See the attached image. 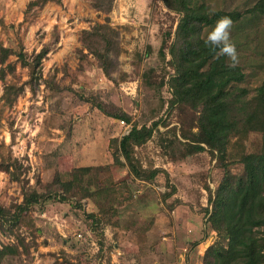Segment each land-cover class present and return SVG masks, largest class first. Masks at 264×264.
I'll use <instances>...</instances> for the list:
<instances>
[{
  "label": "trees",
  "instance_id": "trees-1",
  "mask_svg": "<svg viewBox=\"0 0 264 264\" xmlns=\"http://www.w3.org/2000/svg\"><path fill=\"white\" fill-rule=\"evenodd\" d=\"M116 1L91 0V6L98 14L109 16L116 9ZM50 3L63 4L62 0H35L29 4V9L42 11ZM162 4L178 16L176 29H165L157 21L155 12L149 40L133 55V66L140 71V94L144 106L148 105L143 126L135 124L133 109L140 106L132 97L134 108L129 109L83 93L86 92V77L96 80L98 85L119 86L120 83L121 59L128 51L122 31L106 19L81 32L78 39L81 47L76 50L77 68L73 70L64 65L56 68L47 79L43 76V62L53 43L43 46L39 52L29 53L20 28L2 25L4 32L14 36L8 37L7 45L0 44V81L3 84L0 130L4 127V112L14 107L26 86L35 91L43 83L47 96L62 101L65 95L74 94L81 102L91 103L110 121L130 126L127 132L110 141L113 166L126 168L128 178L131 176L135 181L148 184H158L162 175L165 176L164 185L168 190L163 195L165 201L176 194L177 188L171 185L163 167H157L145 155L148 144L154 143L162 156L172 163L208 153L215 162L218 179L214 189L206 187L208 206L203 212L205 224L216 233V239L203 255L202 264H264V79L250 88L245 82L242 64L232 68L227 57L216 59L211 46L204 42L221 17H230L238 26L244 15L263 17L264 0L244 13L214 11L207 0H162ZM53 33L58 37L56 29ZM235 38L239 39L240 35ZM11 58L16 60L10 61ZM17 65L28 73L25 83H21ZM60 73L62 78L57 80ZM90 73H94L93 77ZM167 90L172 96L169 100L163 95ZM149 96L153 97L151 102L147 100ZM172 117L179 125L172 126ZM149 121H152L150 126L146 125ZM49 123L45 120V125ZM57 124L51 121V126L60 129H65L67 122ZM13 125L11 122L9 129L14 139ZM58 168H63L61 161ZM28 171L29 168L13 156L11 147L0 142V173L8 174L12 182H17L23 196L13 211L0 202V233L3 235H8L12 227H20L33 211L43 213L49 203H68L99 238L102 251L104 229L119 225L117 204L121 206L134 199L126 179L118 182L107 179L113 173L112 165L71 166L62 173L56 170L43 188L39 179L37 185L29 184ZM87 202H93L97 212L85 209ZM125 228L130 229L129 226ZM17 240L16 244L0 246V264H11L24 254L30 257L31 246L37 245L34 239L29 243L24 237Z\"/></svg>",
  "mask_w": 264,
  "mask_h": 264
},
{
  "label": "rangeland",
  "instance_id": "rangeland-1",
  "mask_svg": "<svg viewBox=\"0 0 264 264\" xmlns=\"http://www.w3.org/2000/svg\"><path fill=\"white\" fill-rule=\"evenodd\" d=\"M33 1L0 0V44L7 45L8 37L14 36L4 32L2 25L20 28L19 33L29 53L39 52L43 46L53 43L43 62V76L47 79L56 68L64 65L75 70L81 32L108 19L122 31L124 47L128 51V55L121 59L119 86L111 83L98 85L96 80L86 77V92L83 93L87 97L114 101L129 109L134 108L132 100L136 101L140 107L133 109L135 124L143 126L148 105L144 106L140 94L141 78L140 71L133 66L134 51L139 46L144 47L149 40L155 12L157 21L165 29L172 27L173 31L178 16L165 9L162 0H117L116 9L109 16L98 14L92 8L91 0H62V5L50 3L42 11L29 9ZM259 1L207 0L214 11L229 13H244ZM238 22L242 27L233 23L232 40H236L234 44L239 64L246 74L245 82L254 88L264 79V16L244 15ZM55 29L58 37L53 33ZM17 71L21 83H25L28 80L26 69L17 65ZM93 75L90 73V77ZM61 78L60 73L57 80ZM2 94L0 81V98ZM47 95L43 83L35 91L26 86L25 93L14 107L6 109L3 115L0 142L11 147L13 156L30 167L26 173L29 184L37 185L39 179L43 188L52 180L56 170L62 173L71 166L112 165L113 173L107 179L111 182L126 179L134 199L121 206L117 204L119 225L104 229L102 251L99 238L76 216L70 204L49 203L43 213L33 211L20 227L10 228L8 235L0 233V246L16 244L18 237H24L28 243L34 239L37 244L31 246L30 257L24 254L11 264H202L203 255L216 239V233L205 224L203 212L208 206L206 187L214 189L218 179L211 156L204 153L172 163L162 156L154 143H149L145 155L157 167H163L169 174L171 185L177 188L176 194L165 201L163 195L168 191L164 185L165 176L162 175L158 184H148L135 181L131 176L128 178L126 168L113 166L110 141L127 132L129 125L124 127L117 120L110 121L91 103L81 102L74 94L65 95L63 101ZM163 95L167 100L172 98L168 90ZM152 99V96L147 98L149 102ZM167 106L166 103L165 110ZM45 120L50 122L48 126ZM51 121H57V125L67 122L66 128H55ZM11 122L14 123V139L9 129ZM151 123L149 121L146 125ZM174 125L179 123L172 117ZM59 161L61 169H57ZM22 199L21 186L12 182L8 174L0 173V202L13 211L14 205L21 203ZM85 209L97 212L93 202H87ZM125 226L130 229L126 230ZM144 228L145 231L138 232ZM209 231L211 233L207 236Z\"/></svg>",
  "mask_w": 264,
  "mask_h": 264
},
{
  "label": "clouds",
  "instance_id": "clouds-1",
  "mask_svg": "<svg viewBox=\"0 0 264 264\" xmlns=\"http://www.w3.org/2000/svg\"><path fill=\"white\" fill-rule=\"evenodd\" d=\"M233 20L228 17H221L215 26L208 32L205 44L211 46L215 52V58L227 57L229 66L235 68L239 64V55L236 45L231 40V29Z\"/></svg>",
  "mask_w": 264,
  "mask_h": 264
},
{
  "label": "built area",
  "instance_id": "built-area-1",
  "mask_svg": "<svg viewBox=\"0 0 264 264\" xmlns=\"http://www.w3.org/2000/svg\"><path fill=\"white\" fill-rule=\"evenodd\" d=\"M122 124H125L124 122H121ZM16 158V157H15ZM25 167H28L25 165ZM30 169V167H28ZM79 237H82V235H79ZM95 244V243H94Z\"/></svg>",
  "mask_w": 264,
  "mask_h": 264
}]
</instances>
